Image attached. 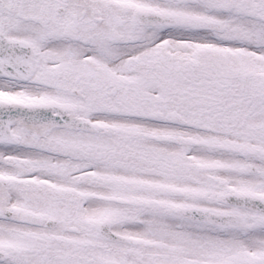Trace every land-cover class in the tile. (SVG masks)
Wrapping results in <instances>:
<instances>
[{"label": "snow or ice", "instance_id": "1", "mask_svg": "<svg viewBox=\"0 0 264 264\" xmlns=\"http://www.w3.org/2000/svg\"><path fill=\"white\" fill-rule=\"evenodd\" d=\"M0 264H264V0H0Z\"/></svg>", "mask_w": 264, "mask_h": 264}]
</instances>
